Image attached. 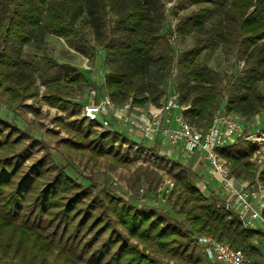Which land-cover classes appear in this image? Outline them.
<instances>
[{
	"label": "trees",
	"instance_id": "1",
	"mask_svg": "<svg viewBox=\"0 0 264 264\" xmlns=\"http://www.w3.org/2000/svg\"><path fill=\"white\" fill-rule=\"evenodd\" d=\"M182 1L195 8L187 16L178 15L180 4L168 8L167 0H0V105L38 115L39 109L27 104L40 96L34 64L24 57L25 48L33 47L35 58L62 73L61 80L55 75L46 79L42 99L68 120L74 118L57 120L67 133L56 141L66 157L86 158L93 166L110 159L113 168L131 161L128 150L124 154L120 148H130L133 141L116 131L99 134L98 123L79 119L74 100L88 85L80 69L40 56L47 38L54 36L89 46L92 58L97 49L104 51L103 95L115 108L129 102L143 109L160 107L175 80L182 114L198 131L211 126L225 96L226 115L254 118L264 110V0ZM81 24L91 30L93 44ZM191 37L194 45L181 50L178 43ZM221 47L234 50L244 63L228 86L202 58ZM158 49L163 51L156 56ZM46 134L53 139L59 135ZM257 151L245 142L227 146L219 155L234 177L258 175L264 183V170L257 174ZM160 164L173 180L168 198L179 219L139 208L95 182L85 186L54 161L42 141L0 117V263L161 264L167 256L202 264L197 252L201 235L229 243L252 259L261 254V231L246 229L236 212L211 202L185 165L171 159ZM161 182L158 173L141 169L131 188L146 186L154 195Z\"/></svg>",
	"mask_w": 264,
	"mask_h": 264
},
{
	"label": "rangeland",
	"instance_id": "2",
	"mask_svg": "<svg viewBox=\"0 0 264 264\" xmlns=\"http://www.w3.org/2000/svg\"><path fill=\"white\" fill-rule=\"evenodd\" d=\"M168 8L180 4L178 8V15H189L195 8L191 7L188 2L182 0H167ZM171 25L174 26L176 23L175 14L170 16ZM82 33L85 35L88 42L93 44V34L91 30L84 24L80 25ZM195 37L181 40L178 46L181 50L189 49L194 45ZM162 49H158L154 52L156 56L162 54ZM36 52L33 47H26L24 57L28 61H32L34 64V73L36 76V83L40 89V96L36 100L27 101L28 105L39 109L38 115L35 113H30L26 109L11 110L9 107L5 106L3 103L0 105V117L8 122L15 123L20 129H22L27 134L34 138L42 141L49 149L54 161L59 165L65 167L67 172L77 181L81 182L85 186H89L92 182H95L101 189L105 190L107 193H111L115 196L121 197L127 200L129 203L139 207L147 209H159L165 211L171 219H179L176 212V208L173 206L172 202L168 198L171 186L169 183H173L172 178L167 174L165 166L160 164L161 161H166L176 158V152L173 151L172 147L165 140L154 139L151 135H145L143 133L139 134L136 132L131 135L128 128L123 126L120 121H116L114 118V112L116 108L106 116V119L112 122V125L108 128L96 127L95 130L100 134L104 131H116L119 132L123 137L129 138L135 144L128 148V144H123L121 146V151L123 153L128 150V157L131 160L126 165L113 168L110 159L105 160L104 158L99 159L96 166L91 163H87V159H80V157L68 158L66 157L64 150L57 144L58 139L67 138V133L65 129L58 126L59 119L68 120V116L65 112L59 111L57 108L49 106L43 99L42 96L45 93V81L47 78L55 75L58 80H61L62 73H55L50 67L45 64L40 58H35ZM40 56L49 57L59 63H66L77 67L85 75L88 85L83 87V89L78 90L77 96L74 102L78 105V110L80 111L79 119H85L83 117L84 107L88 106L93 100H98L103 96L104 81L106 75V65L104 63L105 54L103 50H96L94 58H92V50L89 46L81 44L72 40H63L54 36L47 38L46 47ZM202 58L213 68L218 70L225 81V85L228 86L233 78L236 77L241 69L244 67L243 62H238L235 57V51L219 48L215 53L203 54ZM153 72H156L153 70ZM159 75V74H158ZM176 81L172 83L174 86ZM162 90V89H161ZM161 90L157 93L160 95ZM261 92L264 95V83L261 85ZM164 100V99H163ZM162 100V101H163ZM226 102V96L222 103L221 110L219 112L224 113V106ZM143 109V108H141ZM147 112L148 109H143ZM134 116H138V112L133 111ZM233 120L239 122L243 126V132L236 140L237 143H252L256 145L258 151L256 153L255 159L257 162V170L260 174L264 170V143L259 145L258 142H254L257 136L260 135L261 131L264 129V110L261 111L257 116L252 119L246 120L240 114L233 113L229 115ZM102 120V117H100ZM74 118L68 121H73ZM57 121V122H56ZM47 130L56 131L59 133L58 138H51L46 134ZM256 143V144H255ZM158 144V145H157ZM119 144L116 143L115 147ZM159 151H172V156H164ZM40 153L38 155L41 156ZM187 167V166H186ZM191 174L192 182L196 185L195 175L190 167H187ZM141 169H148L158 173L162 182L157 189V193L152 195L149 194L146 186L141 187V189L135 191L132 190L131 184L134 183L135 177ZM210 171L202 172L201 181L203 184L208 185V189L205 190V196L209 194L210 189H218L219 184L213 181ZM259 178V176H257ZM257 177H249L247 180L242 178L236 179L240 181L252 182L257 179ZM143 183V180H141ZM261 187L264 188V183L259 181ZM197 187V185H196ZM220 189V188H219ZM211 202H218L215 196L208 197ZM179 221H182L180 219ZM258 228H264V225H258ZM256 243V242H255ZM257 244V243H256ZM259 247L261 251H264V243L259 242ZM197 252L203 256L204 252L200 246H197ZM6 264V263H0ZM161 264H189L186 261H179L177 258H171L165 256L161 260Z\"/></svg>",
	"mask_w": 264,
	"mask_h": 264
},
{
	"label": "built area",
	"instance_id": "3",
	"mask_svg": "<svg viewBox=\"0 0 264 264\" xmlns=\"http://www.w3.org/2000/svg\"><path fill=\"white\" fill-rule=\"evenodd\" d=\"M114 109L110 98L103 95L84 107L83 117L87 122L98 123L99 128L108 129L112 122L106 116ZM183 110L175 85L170 83L168 94L160 107L150 105L147 112H144L129 102L122 108H116L114 118L127 127L131 135L141 132L158 139V142L165 140L187 158L199 154L206 166L214 171L221 185L219 204L236 212L246 229L264 234V228H258V225H264V188L259 184L258 175L252 182L236 179L231 174L229 162L219 155V150L237 143L243 126L229 115L218 112L206 131H198L185 120ZM133 111L138 112V116H134ZM254 142L259 145L264 143V129ZM169 184L172 188L173 183ZM197 243L203 249L208 264H254L253 259L244 251L211 236L201 235Z\"/></svg>",
	"mask_w": 264,
	"mask_h": 264
},
{
	"label": "crops",
	"instance_id": "4",
	"mask_svg": "<svg viewBox=\"0 0 264 264\" xmlns=\"http://www.w3.org/2000/svg\"><path fill=\"white\" fill-rule=\"evenodd\" d=\"M141 109V108H140ZM143 110V109H142ZM116 117H118L117 114H115ZM139 134H141V132H139ZM173 149V148H172ZM174 152H176V158L174 161H177L179 163H182L183 165L187 166V167H190L191 171L197 175L199 178H196V181H197V188H199L201 190V192L203 194H205V190L208 189V185H205L202 183L201 181V174L202 172H204L205 170L206 171H210L212 175V178H213V181L215 183H218L219 184V188L221 189V185L216 177V174L214 173V171L209 168L208 166H206V163L205 161L202 159V157L199 155V154H196L194 156H191L189 158L185 157L184 155H182L181 152L173 149ZM161 154H163L164 156H172L173 153L172 151H159ZM169 159V157H167ZM172 160V159H171ZM210 189L209 191V194L206 195L207 197L209 196H215L216 199L218 200V203L220 202V189ZM253 261H254V264H264V251H261V254L257 257H254L253 258ZM202 264H208V260L205 256V254H203L202 256ZM216 264H221V263H216Z\"/></svg>",
	"mask_w": 264,
	"mask_h": 264
}]
</instances>
